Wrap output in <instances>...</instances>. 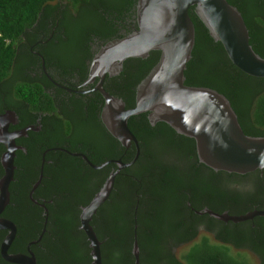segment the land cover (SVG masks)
<instances>
[{"label": "trees", "instance_id": "16d2710c", "mask_svg": "<svg viewBox=\"0 0 264 264\" xmlns=\"http://www.w3.org/2000/svg\"><path fill=\"white\" fill-rule=\"evenodd\" d=\"M226 1L241 14L249 44L264 58V0ZM136 2L0 0V91L3 88L10 94L8 108L16 112L22 128L34 124L38 113H53L50 119H57L54 138H49L48 133L40 136L37 147V134L29 132L28 138L22 139L27 154L17 152L14 165L22 159L26 171H14L9 204L1 215L17 229L9 253H25L26 245L42 230L43 209L33 204L28 195L37 180L43 150L62 148V133H75L82 141L81 145L74 141L63 148L85 155L94 165L117 159L126 163L135 154L133 145L125 149L101 122L104 100L100 93L66 97L65 91L56 89L54 100L47 94L52 84L42 74L41 62L29 52V46L47 40L37 46L46 71L50 74L52 68L61 75H77L84 80L88 74L85 62L91 58L90 44L104 45L130 33L133 24L136 28ZM188 15L194 26V47L184 71V84L222 94L243 133L264 137V78L251 77L237 69L222 45L211 38L194 7L188 9ZM52 28L55 32L49 38ZM123 30L125 33H121ZM158 59V51L149 52L145 58L126 59L119 75L105 79L103 89L121 99L126 109L132 108L136 87ZM58 99L68 104V109L60 107ZM66 99L69 103H65ZM127 124L138 141L139 157L116 176L109 198L91 221L101 242L102 264H133L134 224L140 264H246L231 256L225 243L206 240L178 259L174 250L193 237L196 229L185 228L173 213L180 208H264V169L244 175L214 171L199 162L193 139L178 134L164 122L150 124L148 113L130 117ZM51 157V173L45 165L43 178L33 193V198L47 209L45 233L30 248L37 264H92L89 243L79 228V214L101 188L108 168L115 165L94 170L81 158L58 150L47 153L45 159ZM2 174L0 167V177ZM189 231L191 236H186ZM6 233L0 231V242ZM0 264L10 263L0 257Z\"/></svg>", "mask_w": 264, "mask_h": 264}, {"label": "water", "instance_id": "95a60500", "mask_svg": "<svg viewBox=\"0 0 264 264\" xmlns=\"http://www.w3.org/2000/svg\"><path fill=\"white\" fill-rule=\"evenodd\" d=\"M190 7H194L196 16L211 38L222 45L227 58L237 69L251 77L264 78V58L253 51L241 14L226 0H137L136 28L101 46L90 63L88 80L90 82L99 78L93 91L100 93L104 100L101 110L104 127L125 149L133 145L135 154L126 163L117 159L94 165L81 153L65 151L73 157L81 158L94 170L103 169L109 164L115 165V169L108 174L91 201L81 207L79 214V228L89 243L92 264H102V257L101 242L91 221L109 198L116 176L122 170L130 168L140 154L138 141L128 128L130 117L148 113L150 124L164 122L178 134L193 139L199 162L214 171L244 175L264 169V137H250L243 133L234 110L222 94L213 89L184 84V71L194 47V26L188 15ZM151 51H158L159 59L136 87L134 106L126 109L121 99L111 96L103 89L105 76L112 69L121 66L126 59L145 58ZM41 68L53 82L47 74L43 59ZM15 117V113L11 112L0 115V143L5 147L1 157L3 175L0 178V231L7 232L0 242V257L10 264H37L30 247L38 244L45 233L47 209L32 194L41 182L43 163L39 177L29 193L30 201L43 209V227L39 236L26 245L25 253L8 252L17 229L12 221L1 216L10 200L9 185L13 180L14 158L18 149L15 139L25 135L27 131H34L33 127H27L10 133L9 120ZM207 213L216 219L233 223L257 216L264 217V210L234 216L210 211ZM133 230V264H140L136 224Z\"/></svg>", "mask_w": 264, "mask_h": 264}, {"label": "flooded vegetation", "instance_id": "af4514ba", "mask_svg": "<svg viewBox=\"0 0 264 264\" xmlns=\"http://www.w3.org/2000/svg\"><path fill=\"white\" fill-rule=\"evenodd\" d=\"M134 19H135V15H134ZM134 23L136 25V21ZM130 28L133 30L134 24L130 26ZM54 32H55V29L52 28L49 34V38L53 36ZM121 33H125L124 30ZM46 41L47 40L45 41L38 40L33 45L29 46V52L33 56L37 57L40 60V62H41V59H43V56L39 52L37 46L40 44L46 43ZM101 46L102 45L98 42H94L90 44L91 58L86 60L85 62L87 69H88V74L84 80H81L77 75H75L72 78L68 77L67 75H61L58 71H54L52 68H50V74L48 72L47 74L52 79V81L54 82L53 83L47 78V76L44 74L41 68L42 74L52 84L51 88L46 89L47 94L54 100V96L56 95L55 94L56 89L65 91L67 93L66 97H69L71 95L91 97L92 94L96 93L97 91H93V90L96 84L98 83L99 78L96 77L92 81L90 82L88 81L90 80L89 79V67H90V63L92 59L98 53ZM121 69H122V64L121 66L116 67L112 69L109 73H107L105 76V79L107 77L113 78L119 75V72L121 71ZM51 75H53L54 78H52ZM62 76H66V77H62ZM79 92H83V93H79ZM8 94L9 92L6 89L1 88L0 115L5 114L7 112L15 113L16 115L15 119H12V120L10 119L11 121L9 120L10 123L8 124V131L10 133H15L27 127L34 128V131H27L25 135L15 139V144L18 147V149L15 152V158H14V161H16V156H17L18 151L22 152L24 155L27 154V147L26 145H24L25 142L22 141V139H27L29 132H35L37 134V139L36 141H34L35 142L34 145H36L37 147L40 146V143L38 144V139L40 138V136H48L46 134L48 133L49 138H54L56 134V127L54 126V124L56 123L57 119H55L54 117L50 119V115H52L53 113L42 112V113H38V117L36 118L34 124H29L28 126L23 127V128L19 127L20 123H19L16 112L8 108L9 106L8 101H7L9 100ZM11 99H14V97L12 96ZM58 103L60 107L65 106L66 109H68L69 107L68 104L66 105L63 104L61 99H58ZM65 103H69L68 99H66ZM57 111L60 112L59 109ZM99 118L101 120V112H100ZM60 137L62 138L61 139L62 148H46L45 150H43L39 169H38V177L40 174V167L42 163H43L42 178H43V171H44L45 165L48 166L47 172L51 173L50 167L54 163V158L51 157L49 159H45V156L47 153H50L52 151L55 152L56 150L65 152L67 150H65L63 147L71 146V144L74 141H78L77 143L79 145L82 144V141H80V139L78 138L77 135H75V133H74V136H69L68 134L66 135L65 133H62ZM4 151H5V147L2 143H0V167L1 168H2L1 157ZM17 164L18 165L16 164L14 165L15 170H18L19 168L20 170L26 171V162L24 160L22 159L17 160ZM114 169L115 167H111V168L109 167L108 170L106 171L107 174L106 173H103V174L108 175ZM13 178H14V175H13ZM32 197H33V194H32ZM256 210H264V208H256L254 206L253 208H180L179 212L178 210H176V212L173 213L175 214V217L184 222L183 225L185 226V228H188L190 230H192V228L196 229V234L193 237H191L188 241L183 242L179 247L176 248V250H174L175 256L178 259H180L182 255H185L192 246L196 244H200L203 242V240H206L208 243H225L226 246L229 247L230 255L238 258V260H245L247 262L246 264H264V221L260 222L258 220L259 218H264V217L257 216L247 221L233 223L230 221L225 222V221L216 219L207 213L208 211H210L216 214L230 215V213H238L236 215H244L249 212L256 211ZM101 218H102V215L98 216V220H101ZM214 220H218V221H214ZM185 234L186 236H191L190 235L191 231ZM182 248H185V249L183 253H181L180 257H178L176 255L177 250L182 249Z\"/></svg>", "mask_w": 264, "mask_h": 264}, {"label": "rangeland", "instance_id": "374dc122", "mask_svg": "<svg viewBox=\"0 0 264 264\" xmlns=\"http://www.w3.org/2000/svg\"><path fill=\"white\" fill-rule=\"evenodd\" d=\"M53 4H54V3H53ZM184 249H185V248H182V249L177 250L176 255H177L178 257H180V255H181V253H183Z\"/></svg>", "mask_w": 264, "mask_h": 264}]
</instances>
